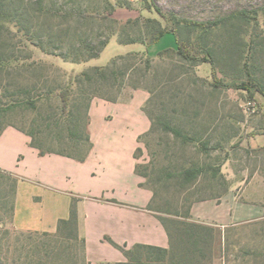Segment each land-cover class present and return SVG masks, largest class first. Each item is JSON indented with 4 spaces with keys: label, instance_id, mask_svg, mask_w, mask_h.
<instances>
[{
    "label": "rangeland",
    "instance_id": "374dc122",
    "mask_svg": "<svg viewBox=\"0 0 264 264\" xmlns=\"http://www.w3.org/2000/svg\"><path fill=\"white\" fill-rule=\"evenodd\" d=\"M18 4L23 6L20 13L24 17L30 15L27 22L22 20L28 34L10 27L14 58L5 67L13 70L0 80L12 82L9 93L34 86L31 94L43 96L37 100L36 110L19 106L0 125L13 124L32 132L36 144L76 154L64 133L60 139L67 147L58 146L59 140L54 138L58 130L65 129L58 121L61 104L57 92L87 67L105 66L121 56L116 62L120 74L116 80L108 75L106 84L92 88V93L96 91L92 101L110 97L124 103L134 91L145 95L143 109L150 129L141 137L134 156L136 172L152 191L151 208L159 216L223 192L227 157L233 159L234 168L247 167L264 177V148L247 146L251 138L264 140V97L254 90L236 88L247 80L245 63L264 87V0H23ZM38 7L44 11H36ZM156 9L170 20L169 28L173 19L183 22L177 26V39L190 45L195 62L177 56L171 35L150 44L158 28L166 25ZM50 11L56 14L52 16ZM240 11L256 13L258 24L236 19L234 15ZM81 12L103 16L85 20L78 16ZM185 22L212 26L205 31ZM113 32L116 34L109 37L98 58L70 62L69 56L85 55V45L97 48ZM257 35L260 45L250 46V39ZM118 36L144 44H119ZM38 41L47 51L56 48L55 54L41 51L34 45ZM204 50L212 65L202 62V57L207 59ZM72 91L71 106H83L79 88L72 86ZM6 103L7 99L0 100V105ZM169 129L179 131L180 136ZM201 143L207 144L206 150ZM80 146L81 151L86 147L84 143ZM188 169L202 173L186 183L183 172ZM213 171H217L215 176ZM11 186V180L0 176V264H36L37 247L41 252L50 251L55 243L43 233L14 229ZM224 237L214 249V263L264 264V218L231 227ZM70 247L64 254L54 248L49 264H71L68 257L75 254L77 264H85L80 245Z\"/></svg>",
    "mask_w": 264,
    "mask_h": 264
},
{
    "label": "crops",
    "instance_id": "0c3cea01",
    "mask_svg": "<svg viewBox=\"0 0 264 264\" xmlns=\"http://www.w3.org/2000/svg\"><path fill=\"white\" fill-rule=\"evenodd\" d=\"M145 99L134 91L124 103L93 100L85 128L91 148L82 162L56 154L41 156L29 146L26 134L5 127L0 134V170L17 178L14 229L54 234L58 221L69 217L75 199L77 234L84 242L86 264L125 262L106 239L127 248L140 244L168 249L169 236L148 208L152 191L135 172L134 154L150 129ZM247 146L264 148V140L251 138ZM233 163L227 157L223 164L227 168L222 171L223 192L191 204L190 222L223 235L231 227L264 218V177L247 167L234 168Z\"/></svg>",
    "mask_w": 264,
    "mask_h": 264
},
{
    "label": "trees",
    "instance_id": "16d2710c",
    "mask_svg": "<svg viewBox=\"0 0 264 264\" xmlns=\"http://www.w3.org/2000/svg\"><path fill=\"white\" fill-rule=\"evenodd\" d=\"M21 1L23 0H0V76L4 75V77H9L11 76V73L9 71L13 70L11 67H5L6 63L8 64V62H10L14 58V45L12 44V40L14 39V37L12 36V33L10 31V27H17L19 31L23 30L25 31L24 33L26 35L28 34L27 28L22 26V20L23 22H27V18L29 19L30 15L29 17H24L20 13V9H23V6L21 7L18 2L20 3ZM37 4L39 5L40 2H38ZM36 11L43 12L44 10H42L41 7H38ZM156 12L165 21L166 25L163 28H158V31H156V34L153 35L150 44L159 42L166 35H171L175 39L174 51L177 56L185 61L195 62V52L191 50L190 45L177 39V26H179L180 23L183 22L173 19V27L169 28L168 24L170 20L167 19V17L158 9H156ZM262 13L264 14V9H262ZM55 14L56 13L50 11V15L53 16ZM78 16L85 20H89L92 18H100L103 15L101 16L97 13L81 12L78 14ZM234 17L238 20L243 21L250 22L252 20L253 22H255V24H258L256 13H254V15L252 16L246 11H240L235 14ZM185 25L201 28L202 30L207 31L212 26V23L205 24L185 22ZM115 34L116 33L113 32L109 36H107V38L100 41L97 48H94L90 44L85 45V55H78L77 53L76 57L69 56L68 58L71 60L70 62L83 63L91 59L98 58L101 51L106 47L110 39L109 37ZM261 41L262 40L260 39V36H254L250 39V46L257 47L260 45ZM48 42L49 44H51V40H49ZM118 43L123 45L135 43L144 44L143 41L133 39L131 37L120 40L119 36ZM34 45L47 54H55L56 52V48L54 47H52V51H47L43 44L39 41L37 44L34 43ZM204 55L207 57V59H204V57H202V62H207L212 65V62L209 59V54L205 50L203 51V56ZM159 56H161V53H159ZM117 59L121 60L123 59V57L119 56L117 57ZM117 59H112L110 63L105 66L90 67L85 69L78 75L74 76V78L70 79L69 84H67L63 89H60L57 92V96L61 104L60 117L58 121L60 122V125L65 129H62L61 131L56 129L58 130L56 132L58 134L54 136V138H57V141L59 140L58 146L65 147L66 143H63L60 139L62 133H64L67 139L73 143L71 147L73 148V151L76 152V154L59 151L58 149L54 150V147H43L40 144H36L35 135L32 132H27L13 124L0 125V134L5 127L10 126L26 134L30 139L29 146L36 149L41 156L46 154H56L74 159L79 162L84 161L91 148L89 137L85 131L88 110L93 97H95L96 95V91L94 90L92 93L91 89L96 88L100 84H106L108 82V75L109 77H112V79L116 80L118 74H120L119 72H117ZM134 65H129L128 68L131 69ZM244 69L246 71L247 80L240 85H236V88L242 89L246 92H251L252 90H254L264 97V87L260 82L256 81L253 78L252 71L246 63L244 65ZM10 86H12V82H4L3 80H0V100H8V103L0 105V120L4 119L8 115V113H10V111L19 106H26L33 110H36L37 100L41 98V96H43H34L31 94L32 90L34 91V86L30 87V89H18L9 93L8 88ZM72 86H76V88H79L78 94H80V96L83 97V100L85 101L83 106H71L73 100ZM105 98L109 101H116L115 98ZM61 122L63 123V125ZM169 130L175 137L180 136L179 131L175 129ZM81 143H84L86 146L83 151L80 150ZM206 146V143H201V147L203 148V150L207 149ZM216 172L217 171H213V176H215ZM201 173L202 170L200 169H188L183 172V179L186 183H189L197 178ZM0 176H6L9 180H11L12 194H15L17 178L12 173L2 170H0ZM210 198H215V196ZM75 201V199L72 200L69 217L66 220L58 221L56 232L54 234H42V236L49 238L51 242L54 241L55 246L50 251L42 252L39 251L41 247H37L38 252L36 253L38 257L37 261L35 262L36 264H49L52 254L51 252L54 251V248L57 249L56 252L64 254L66 250L72 248L70 247V245H80V258L86 264L84 256V242L79 239L77 234V213L74 206ZM110 202L117 203L116 201ZM151 203L152 200L148 208L149 210L157 214V218L165 228L170 240L169 248L163 249L140 244H136L130 248H127L125 245L119 246L110 239H106V241L111 246L119 250L125 257V262L116 264H213V260L215 258L214 249L218 244H220L221 240L225 241L224 234L221 235V232L215 230L212 227L190 222L189 209L191 204L187 207H183L182 209H175L170 213H164V217H161L158 215L159 212L157 210L151 208ZM58 257L60 258V256ZM68 260L71 262V264H77L78 257L75 254L71 257L69 256Z\"/></svg>",
    "mask_w": 264,
    "mask_h": 264
}]
</instances>
